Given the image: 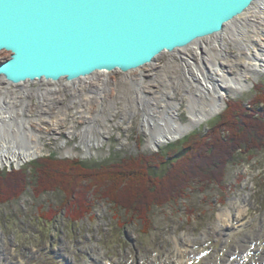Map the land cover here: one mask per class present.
Segmentation results:
<instances>
[{"label": "rangeland", "instance_id": "1", "mask_svg": "<svg viewBox=\"0 0 264 264\" xmlns=\"http://www.w3.org/2000/svg\"><path fill=\"white\" fill-rule=\"evenodd\" d=\"M232 26L230 24L229 28ZM251 27L253 29L250 24L245 25L233 37L228 32L231 39L225 37L228 44L220 62L233 67L232 74L243 71L244 50L238 44L252 42ZM209 39H214V35ZM200 41L209 42L206 38ZM184 49L165 52L152 64L138 70L96 73L91 76L94 81L97 84L106 81V84L98 87L101 94L95 91L80 96L85 98L83 102L80 98L73 100L68 91L72 82L66 80L14 85L0 77V99L15 97L29 102L24 116L41 122L40 140L45 146L43 155L21 166L0 164V264H176L178 258L183 264H264V147L253 148L245 154L240 150L234 160L225 165L224 160L216 158L219 164H215L218 167L211 170L212 174L198 173L202 179L192 181L191 185L187 178L196 179L198 175L186 174L182 182L178 177L184 167L178 163L187 157V137L197 134L201 139L214 132L212 126L219 116L234 109L229 107L230 102H241L246 117L259 119L261 116L264 120V103L257 105L256 102L264 95V74L257 78L249 75V89L238 96L229 94L224 109L202 125L156 150L147 147L149 135L142 129L143 108L136 102L139 90L131 79L142 77L146 87L144 95L152 99L153 109L160 98L166 100L165 91L173 90V95L168 94L169 99L180 105L179 120L187 122L188 89L183 83L176 89L172 87L175 73L180 76L182 73L169 67L172 59L181 63L178 54ZM9 58V52H0V63ZM190 58L200 69L208 66L206 61ZM80 80L74 82L81 83ZM45 89L57 91L43 92L47 103L42 107L36 92ZM85 93L89 92L85 90ZM18 104L19 108L23 102ZM126 111L132 115H125ZM99 114L106 117L108 124L104 125L102 119L98 123L108 131L99 135L103 143L92 147L95 154L85 156L81 137L68 135L66 129L73 123L74 129L81 131L88 124V116ZM235 117L243 124L245 119ZM48 121L58 122L57 133L48 127ZM257 138L256 143L261 146L262 137ZM253 142L251 137L246 142L247 147ZM192 149L196 150V145ZM68 150L73 155H68ZM168 152L167 156H172L170 162L165 156L157 157ZM46 157L78 161L96 173L108 168L111 179H119V184L108 179L95 192L87 189V181L82 180L78 182L81 196H76L77 193L70 196L59 188L47 193L44 181H40L35 168L30 167L37 159ZM163 161L165 163L160 165ZM147 165L151 166L150 171ZM202 165L206 170L215 166H207L206 162ZM138 166L146 167L144 184L139 182L143 176L128 172ZM124 168H127L125 173L119 174ZM53 172L60 173L55 168L51 174ZM24 180L26 186L22 187ZM13 187L20 193L4 199L5 193ZM123 203L127 206H121ZM240 207L242 213L239 214ZM179 248L184 254L178 255Z\"/></svg>", "mask_w": 264, "mask_h": 264}, {"label": "water", "instance_id": "2", "mask_svg": "<svg viewBox=\"0 0 264 264\" xmlns=\"http://www.w3.org/2000/svg\"><path fill=\"white\" fill-rule=\"evenodd\" d=\"M255 1L0 0V52L10 53L0 77L22 85L138 70L222 32ZM48 91L57 89L36 93Z\"/></svg>", "mask_w": 264, "mask_h": 264}, {"label": "bare ground", "instance_id": "3", "mask_svg": "<svg viewBox=\"0 0 264 264\" xmlns=\"http://www.w3.org/2000/svg\"><path fill=\"white\" fill-rule=\"evenodd\" d=\"M235 21H237L236 24L230 23L233 24L232 27L229 28L230 24H228L222 32L215 34L214 39H209L212 36L207 37L208 43L197 41L186 46L183 51H179L178 55L181 63L176 59H172L169 62V67L174 70H180L182 73V76L175 73V78L171 83L172 87L176 89L179 83H183L188 89L186 94L188 96L187 110L189 120L187 122L183 123L179 120L180 105L175 100L169 99V95L174 94L173 90L165 91L166 100L160 98L157 107L153 109L151 108L152 99L150 100V97L148 98L144 95L146 87L142 77L131 79L133 86L138 88L137 91L139 90L136 102L137 105L143 108L142 129L143 132L149 135L148 148L156 150L161 145L175 141L202 125L224 109L226 97L229 94L238 96L249 89L251 86L248 81L249 75L257 78L264 74V0H256L251 8ZM248 24L253 26V29L251 27L252 42L249 41V45L238 44V47H242L244 50H241L244 56L241 60L243 71L239 74H232L233 67L228 68L220 62V56L224 53L228 44L225 37L231 39L228 32L233 37L235 33L243 30L245 25ZM227 28L229 31H227ZM208 52L212 53L213 56L208 57L206 54ZM191 56L200 59L203 63L206 61L208 66H205L204 70L203 68L200 69L197 62L190 60ZM80 82H72V84L68 85V91L73 95V100L75 101L79 100L80 96L91 95L95 91L99 92L98 87L106 84V81H100L97 84L92 77L84 78ZM85 90L89 93H85ZM98 94H101V92ZM44 99V95H42L40 97L42 107L47 103V100ZM84 100L85 98H80L81 102ZM18 102H23V105L19 108ZM86 102H88V99ZM28 103L26 100L16 99L15 97L0 99V164L3 166H21L25 162L44 154L45 146L40 140L43 129L41 122L24 116L27 111L25 107ZM134 112L136 113V109H133ZM126 113L132 115L131 112L126 111L125 115ZM99 119H102L104 125L108 124L106 117L103 114H99L97 117L88 116L86 119L88 124L81 131H76L73 123L66 129L68 135H79L81 137L80 143L85 156L92 153V147L100 146L103 143L99 139L101 132L108 131L107 127H101L98 123ZM11 120L12 122H10ZM14 122L17 124H14ZM60 122L62 123L63 120ZM47 123L48 127L57 133L58 122L48 121ZM67 153L68 155H73L70 150ZM238 211L239 214L242 213L241 207ZM227 215L229 216L230 214L228 213ZM183 251L179 248L178 255L184 254ZM176 264H183V262L178 258Z\"/></svg>", "mask_w": 264, "mask_h": 264}, {"label": "trees", "instance_id": "4", "mask_svg": "<svg viewBox=\"0 0 264 264\" xmlns=\"http://www.w3.org/2000/svg\"><path fill=\"white\" fill-rule=\"evenodd\" d=\"M256 102H257V105L259 103H264V95L257 98ZM229 105H230L229 107L231 108L234 107V109L233 110L228 109L227 112H224L223 114L219 116V119L217 120V122L212 126V130H214V132L209 133L210 132L209 131L208 133L210 135H208L207 137L204 136L201 139L197 138L199 137L197 134H194V135L192 134L187 137L185 144H187L188 147H185V150L186 149L188 150H186L187 151V153H185L186 155L184 154L187 157L178 163L184 166L180 170L181 174L180 173L178 174V177L180 178L181 182L184 180V178H186L185 177L186 174H188L189 177H191L194 174L196 176L198 175L197 176L198 178L196 179H194V177L192 179L187 178V180H190L189 185H191L192 181H197V179H202V178H199L201 177L198 174L200 172L205 173L208 171L207 173L212 174L211 170L216 169L218 167V165H215V164H219V161H217L216 158L220 160H224L223 164L225 165V164L231 163L235 158V154L240 150H241V153L245 154V153H248L253 148L264 147V122H263L264 120H261L262 117L258 116L260 117L258 119L252 116L246 117L245 115H243V106L241 102H238V103L230 102ZM235 115L241 117L242 119H245L243 120V124L242 123L239 124V122L236 120L237 117H235ZM262 115L264 116V113H262ZM251 137L254 139V142L252 145L247 147L248 145L246 144V142ZM257 137H260V138L262 137L263 143L261 144V146H259L256 143V140H258ZM193 145L194 146L196 145L197 147L196 150L192 149ZM244 147H246L245 151H244ZM167 155H170V153L169 152L166 154L160 153V155L157 157L165 156V158L168 159V162H170V160L172 159V156H167ZM192 156L194 157L192 158ZM203 162H206L207 166H212V164H214L215 166H212L208 168V170H206L204 166L202 165ZM33 163L30 165V167H34L35 168L34 172L39 174V180L44 181L42 182L44 186L43 185L42 186L44 187L45 192L47 193L59 188V189L66 191L70 196L75 195L74 193H77L76 196L77 195L81 196V192H80L81 189L78 186L79 184L78 182L85 180L87 181L88 186H89L87 187V189H91V191L98 192L99 191L98 188L102 186V183H104L108 179H111L110 177L111 174L108 168L101 170L100 172H97V173H100V174H97L94 171V169L85 167L81 162H78V161L77 162L68 161V160L65 161V160L54 159L52 157H46V158L37 159ZM164 163L165 162L163 161L162 163H159V164L162 165ZM50 164L52 166H50ZM147 166L148 168L150 167L149 168V171H150L151 166L149 165ZM54 168L56 171H59L60 173L56 174L55 172H53V174H51V170ZM126 169L127 168H124V170L122 169L118 171V173L120 174L121 171L125 173ZM61 171H65V173ZM128 172L137 173L136 175L139 174L141 175L140 177L143 176L142 179L141 178L139 179L140 183L144 184L145 182H147L144 178V174L145 172H147L146 167L145 169L140 168V167L134 168ZM22 174L25 176L26 171L24 170V173ZM40 175H41V178H40ZM66 178H68V180ZM118 180H114V178H112L111 182L118 185L119 184ZM175 180H176V174L173 176L172 185L174 184ZM110 185H113V184L110 183ZM25 186H26V181L24 180L22 182V187H25ZM189 187L190 186L186 187V189H188ZM19 191H22V189H20V186H19ZM16 192H17V189H14L13 187L12 189L8 190L7 193H5L6 196H4V199H6L7 197H10V195L14 194V196H16L20 193V192H17V193ZM108 194L110 193L108 192ZM108 194H105V195H108ZM108 197L110 198L112 197V195H108ZM152 203L153 201L149 205H151ZM118 205L120 206V204ZM121 206L126 207L127 205L126 203H123L121 204ZM78 216L80 217L81 214H78Z\"/></svg>", "mask_w": 264, "mask_h": 264}, {"label": "flooded vegetation", "instance_id": "5", "mask_svg": "<svg viewBox=\"0 0 264 264\" xmlns=\"http://www.w3.org/2000/svg\"><path fill=\"white\" fill-rule=\"evenodd\" d=\"M93 154H95L94 152H92V154L91 155H87V156H92Z\"/></svg>", "mask_w": 264, "mask_h": 264}]
</instances>
